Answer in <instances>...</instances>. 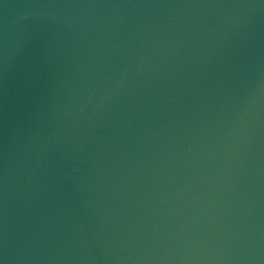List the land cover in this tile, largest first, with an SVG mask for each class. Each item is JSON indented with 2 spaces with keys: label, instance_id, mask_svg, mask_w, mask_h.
<instances>
[{
  "label": "water",
  "instance_id": "obj_1",
  "mask_svg": "<svg viewBox=\"0 0 264 264\" xmlns=\"http://www.w3.org/2000/svg\"><path fill=\"white\" fill-rule=\"evenodd\" d=\"M0 264H264V0H0Z\"/></svg>",
  "mask_w": 264,
  "mask_h": 264
}]
</instances>
